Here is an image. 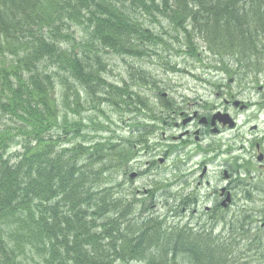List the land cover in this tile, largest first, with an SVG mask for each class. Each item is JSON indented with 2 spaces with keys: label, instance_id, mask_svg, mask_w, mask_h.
<instances>
[{
  "label": "trees",
  "instance_id": "16d2710c",
  "mask_svg": "<svg viewBox=\"0 0 264 264\" xmlns=\"http://www.w3.org/2000/svg\"><path fill=\"white\" fill-rule=\"evenodd\" d=\"M160 51L258 84L264 0H0V264H239L236 246L177 229L131 190L128 162L178 105L110 81L100 52ZM240 224L242 258L264 259L263 228L246 239Z\"/></svg>",
  "mask_w": 264,
  "mask_h": 264
},
{
  "label": "rangeland",
  "instance_id": "374dc122",
  "mask_svg": "<svg viewBox=\"0 0 264 264\" xmlns=\"http://www.w3.org/2000/svg\"><path fill=\"white\" fill-rule=\"evenodd\" d=\"M80 29L79 27L71 29L75 38L76 33L83 32ZM100 53L110 81L116 83L125 81L133 85L152 103L157 104L159 99L155 96L163 93L177 105L187 108L189 116L194 112H197L198 116L227 113L237 120L234 129L226 130L220 135L210 134L207 139L203 137L199 145L201 150L194 157L188 155L192 152L175 154L163 165L154 166L152 170L146 171L148 174L135 183L133 190L138 188L153 191L155 193L153 201L157 203L153 212L165 217L167 223L174 224L177 229H191L195 233L205 232L219 244H232L234 248L236 246L233 255L235 253V257L240 255L239 264H264V259L256 256L257 254L253 258H242L244 245H249V241H243L244 235L238 237L239 232L244 233L243 230L240 231L242 220L249 226L251 232L246 233V239L255 233L258 235L260 231L257 229L264 222V162L260 167L254 158V144L257 140L261 142V149L264 152L262 144L264 108L260 107L264 94V79L258 84L252 82L250 77L239 81L236 75L225 74L224 70H219L218 66H214L215 61L211 62L206 56L201 58L203 61H197L182 55V52L175 54L160 51L159 55L142 58ZM143 74L150 75L146 77L145 82L141 79ZM235 101L243 103L247 108L240 111L239 106H233L232 103ZM103 110L107 113L110 111L106 107H103ZM110 118L115 123L111 126L115 131V137L126 138L128 131L122 122L126 119L114 114H111ZM194 127L195 124L187 129L192 131ZM253 127H256V130L253 131ZM165 132L167 137L176 134L174 129L170 128L165 129ZM153 141L157 139L151 138L150 144ZM185 141L194 143L192 137ZM195 148V145H191L188 151ZM178 156L184 163H177ZM209 159L211 161L207 179L210 186L208 190L205 188L197 190L195 180L201 172V166H207ZM140 160L142 170L145 158ZM197 165L199 168L195 171ZM222 169H226L230 175L227 187L233 202L227 211H223L219 216L216 226L212 227L211 221L204 214V207H213V202L217 198L215 196L207 200L206 194L209 192L217 194L216 189L224 185ZM192 191L196 194L199 192L196 214L192 212L193 207L186 206V201L183 202ZM137 198L143 197L139 195ZM244 230L247 231V227ZM262 237L264 242V228Z\"/></svg>",
  "mask_w": 264,
  "mask_h": 264
},
{
  "label": "flooded vegetation",
  "instance_id": "af4514ba",
  "mask_svg": "<svg viewBox=\"0 0 264 264\" xmlns=\"http://www.w3.org/2000/svg\"><path fill=\"white\" fill-rule=\"evenodd\" d=\"M205 114H209V113H205ZM190 114L187 111V108L182 107L180 105H178V107H175V115L168 117V119H166V121L162 122V126H166L168 121H174L175 123H173L172 125L175 127V145H177V151L181 153V149L183 150V152H187L188 148H190L191 144L190 142L185 141L186 139H188L189 137L193 138V141L200 143L203 140V137L206 138L207 135H209L210 133H212V130H215L214 134H220L222 132V130H224V128L226 126H223L221 123H219L218 120H216L213 124H212V117L213 114L210 116H198L197 112L193 113L191 116H189ZM215 115V114H214ZM216 117H221L219 115H216ZM202 119H204L205 121H203ZM193 124H195V127L192 131H189L187 129V127H191L193 126ZM182 129H184L182 131ZM146 156H148V153L145 152ZM255 155H261L262 157L264 156V153L261 151V146H259V144H255ZM199 167V165L197 166ZM206 167V168H205ZM223 173L227 174V184L226 187H224V192L221 191V189L223 188H217V194L215 192H209L207 194V199H210L214 196H217L216 202L214 203L213 207H205L204 209V213L205 214H211L213 213H218L221 210H225L229 204H231L233 201L231 200L229 204L226 205V207H224L222 205L223 199L226 196L227 193L230 194V190L228 189V179H230L227 170L224 169ZM208 168L206 165H202L201 166V172L198 176V181H197V187H200L201 185H204L206 188L209 187V181L207 179H205L208 175ZM193 195V194H192ZM218 201V202H217ZM196 212V210L194 211Z\"/></svg>",
  "mask_w": 264,
  "mask_h": 264
},
{
  "label": "water",
  "instance_id": "95a60500",
  "mask_svg": "<svg viewBox=\"0 0 264 264\" xmlns=\"http://www.w3.org/2000/svg\"><path fill=\"white\" fill-rule=\"evenodd\" d=\"M236 105H237V103H236ZM232 126H233V124L229 121V127H232ZM259 160H260V158H259Z\"/></svg>",
  "mask_w": 264,
  "mask_h": 264
},
{
  "label": "bare ground",
  "instance_id": "6f19581e",
  "mask_svg": "<svg viewBox=\"0 0 264 264\" xmlns=\"http://www.w3.org/2000/svg\"><path fill=\"white\" fill-rule=\"evenodd\" d=\"M167 150H168V151H172V148L168 147Z\"/></svg>",
  "mask_w": 264,
  "mask_h": 264
}]
</instances>
